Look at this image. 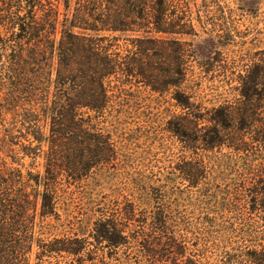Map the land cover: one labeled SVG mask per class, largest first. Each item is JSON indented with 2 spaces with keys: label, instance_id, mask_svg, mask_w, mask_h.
<instances>
[{
  "label": "rangeland",
  "instance_id": "1",
  "mask_svg": "<svg viewBox=\"0 0 264 264\" xmlns=\"http://www.w3.org/2000/svg\"><path fill=\"white\" fill-rule=\"evenodd\" d=\"M52 1L57 4V0ZM184 4L186 21L192 20L195 27L194 32L186 33L193 35H155L153 38L160 43L142 69L139 67L138 74L129 78L120 75L107 83L111 100L104 114L84 111L88 113L85 118L92 125L98 124V129L112 139L115 158L81 184L70 186L67 174L60 177L58 216L44 230L59 238L86 239L87 253L93 252L101 259L112 255L113 264H188V256H174L171 251L161 255V245L165 251L170 250L166 241L157 247L156 259L146 254L140 240L132 239L131 245L118 255L96 248L94 223L102 214L111 216L113 211L128 205H136L140 212L148 214L158 208L180 209V213L186 212L190 217L186 216L187 221L195 225L204 222L202 228L212 227L211 235L198 236L210 243L211 249L206 253L208 264H251L247 254L259 244L264 246V206L258 207V213H250H254L250 201L257 183L264 187V147L255 144L249 152L238 154L227 144L222 152L215 149L210 153L206 152L204 142L205 135L214 129L208 120L215 108L233 107L237 114L254 110L250 104L243 105L241 91L248 77L260 84L253 105L264 107V0H184ZM64 10L61 5L60 12ZM2 31L4 38L11 37L12 34ZM115 36L120 37L114 43L121 47L117 52L125 59L127 49L132 47L129 41L136 37ZM3 48L0 44V78L10 65L11 56V50L5 55ZM141 73L150 75L152 80L147 81ZM150 83L160 91L155 92ZM53 93L54 90L51 97ZM10 96L8 87L0 88V163L22 171L24 176L44 174V152L48 147L40 150L39 143L25 128V119L32 118L29 112L36 109L38 115H43V105H37L25 94L16 95L14 101ZM178 96L190 98L200 121L178 107ZM43 130L50 133L49 128ZM183 130L189 132L190 139L187 134L182 136ZM229 130L223 133H233ZM223 156L232 158L234 168L225 165L228 159L219 164L218 159L223 160ZM199 160L204 161L207 170L198 186L192 188L190 181L183 179L179 165L186 161L184 168L189 169ZM242 177L249 178L248 185ZM239 211L241 218L236 214ZM143 229L134 222L127 232L141 233ZM216 245L222 250H217ZM187 246L189 251L197 249L192 240ZM196 255L198 258L199 254ZM201 258L202 255L198 260L203 261ZM54 263L78 264L68 257Z\"/></svg>",
  "mask_w": 264,
  "mask_h": 264
},
{
  "label": "trees",
  "instance_id": "2",
  "mask_svg": "<svg viewBox=\"0 0 264 264\" xmlns=\"http://www.w3.org/2000/svg\"><path fill=\"white\" fill-rule=\"evenodd\" d=\"M61 5L64 13L60 12ZM184 8V0H57V4L52 0H0V44L5 55L11 50L10 65L1 73L0 88L8 87L13 101L16 95L25 94L37 105H43V115H38L36 109L29 112L32 118L25 119V128L39 143L40 150L48 147L44 152V174L24 176L22 171L0 163V264H56L54 260L58 262L64 257L78 264L83 261L113 264L112 255L101 259L93 252L87 253L86 239L59 238L44 230L58 216L60 177L67 174L70 186L81 184L92 172L115 158L112 139L98 129V124L92 125L85 114H104L111 100L107 83L119 79L120 75L135 77L160 43L153 38L155 35H193L186 33V30L194 32L195 27L192 20L186 21ZM61 16H64L62 21ZM2 29L12 34L11 37L4 38ZM114 35L136 37L129 41L132 47L127 49L125 59L117 52L121 50L120 45H114L120 37ZM141 76L152 80L145 73ZM243 82V105L250 104L254 110L237 114L233 107L215 108L208 120L214 129L205 135L206 152L221 151L227 144V148L238 154L249 152L255 144L264 147V107L253 105L260 84L250 77ZM150 84L155 92L160 91L154 83ZM176 100L182 111L201 120L190 98L178 96ZM48 128L50 133L46 134L43 129ZM228 129L233 133H223ZM182 134L190 139L187 130ZM224 159L229 160L227 167L234 168L229 156L218 159L219 164ZM186 164V161L180 164L179 171L196 188L207 165L199 160L186 169ZM242 178L248 185L249 178ZM260 184L257 183L251 197L254 208L251 214L264 206V187ZM229 204L233 202L229 200ZM180 212V209L158 208L148 214L140 212L136 205H128L113 211L111 216L102 214L94 223L96 248L118 255L131 245L132 239L140 240L146 254L156 259L157 247L166 241L165 244L170 243L167 245L170 250L165 251L161 245V255L171 251L174 256H188V264L210 263L206 257L210 243L198 236L211 235L212 227L202 228L204 222L195 225L187 221L186 212ZM236 214L241 218L240 211ZM134 222L140 228L143 226L141 233L127 232ZM191 240L197 247L194 251H189L187 246ZM216 247L222 250L219 245ZM196 254L198 258L202 255L203 261ZM247 258L251 264H264V246L259 244Z\"/></svg>",
  "mask_w": 264,
  "mask_h": 264
}]
</instances>
